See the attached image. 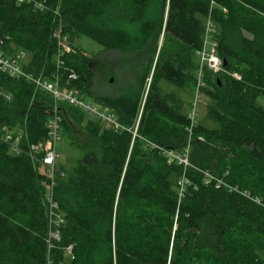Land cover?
Returning a JSON list of instances; mask_svg holds the SVG:
<instances>
[{"label":"trees","instance_id":"16d2710c","mask_svg":"<svg viewBox=\"0 0 264 264\" xmlns=\"http://www.w3.org/2000/svg\"><path fill=\"white\" fill-rule=\"evenodd\" d=\"M208 19L223 70L205 68L202 92L217 127L191 132L184 97L163 83L195 87ZM79 34L129 56L123 92L95 94L86 53L58 67L59 35ZM0 38V52L27 51L26 70L59 75L130 129L60 103L61 136L83 155L57 162L51 221L52 178L31 145L50 137L53 97L0 72V127L23 135L19 153L0 139V264H264V0H0ZM154 144L189 148V164Z\"/></svg>","mask_w":264,"mask_h":264},{"label":"built area","instance_id":"2783aa9c","mask_svg":"<svg viewBox=\"0 0 264 264\" xmlns=\"http://www.w3.org/2000/svg\"><path fill=\"white\" fill-rule=\"evenodd\" d=\"M25 1V0H19ZM34 1V0H27ZM40 4V3H38ZM212 23L208 19L206 23V33L203 48L199 51L200 57V66L196 74V90L195 98L192 102L191 111L189 112V119L191 121L190 131L192 132L193 126L197 123L198 110L197 106L201 103V94L203 93V88L206 86L205 81V68H211L213 71H219L222 69L223 60L220 58L217 52V42L213 40L211 36ZM61 38V36L59 35ZM0 43L2 40L0 38ZM64 50L60 47L57 55L58 67L61 63V57L64 54ZM28 54L25 50H18L12 55H6L4 52H0V72H3L11 77L17 78H26L29 81H32L37 88L42 89L51 94L53 97V111L54 114L48 122L49 127V139L46 144H32L31 149L35 154H40L45 152L42 157L43 164L47 167L48 173L52 178V184L50 191L48 193V199L50 201V216L51 218H62V215L57 211L58 205L54 200L53 186H54V177L57 173V162L60 157L59 150L57 148V141L62 137L60 133V122L61 116L58 113L60 109V103L66 102L70 105L79 107L85 113L92 115L97 120L103 123L106 128L113 129L115 131L127 130L128 128L120 121L118 115L111 111L110 109H103L92 101H88L85 98V95L81 94L74 87H64L60 80L59 75L55 74L52 77H45L44 75H36L33 72H30L25 69V65L29 62L25 60L26 55ZM76 74H71L70 78H75ZM9 97V96H8ZM140 118V116H139ZM139 122V121H138ZM138 126V123H137ZM137 129V127H136ZM130 130V129H128ZM135 130V135L137 134ZM23 138L21 132L14 131L9 129L7 126L0 127V139L4 142H7L11 145V148L14 152L19 153L20 143ZM52 138L54 140H52ZM159 148L170 161L178 160L180 163L185 165L189 164V148L185 153H178L173 149H169L163 146L155 145ZM207 182H210L213 176L210 173H206ZM219 182H221L219 180ZM185 180L181 181V192L183 193L185 189ZM62 221V219H61ZM60 236V231L57 229L51 233V237L57 239ZM69 254L72 253V246L67 248Z\"/></svg>","mask_w":264,"mask_h":264},{"label":"rangeland","instance_id":"374dc122","mask_svg":"<svg viewBox=\"0 0 264 264\" xmlns=\"http://www.w3.org/2000/svg\"><path fill=\"white\" fill-rule=\"evenodd\" d=\"M62 21V20H60ZM62 23V22H60ZM207 23V21H206ZM157 43V39L154 40L153 44ZM161 44V39L159 40V43ZM156 44V46H157ZM59 45L60 47L66 52V53H86L89 55V57L94 58L97 62V66L95 69L96 72V86H95V94L100 95H117L125 90V86L129 84V82L132 80V72L130 68L127 66L129 65V56L121 53L120 51L115 50H108L100 45H98L96 42L92 41L91 39L87 38L86 36L79 34L77 35L75 41L72 43L69 39L66 37H59ZM30 58V55L27 54L25 57V60H28ZM129 69V70H127ZM210 71L214 73H218L219 71H213L211 68H209ZM129 71V72H128ZM237 76V74H235ZM165 92L170 95L176 97V95L183 96L185 99V105L183 107V111L190 112L191 107L190 103L194 101L195 98V90L196 85L189 86L186 89H181L175 85L163 83ZM85 98L88 101H92L98 106H100L103 109H108L105 107L102 102L95 101V99L91 96H86ZM201 103L198 104L197 110H198V116H197V123L206 125L210 128H216L217 125L209 120L207 118V107L206 103L208 102V98L202 93L201 94ZM76 111V110H75ZM95 117L92 115L87 114L86 115V122L87 121H95ZM140 120L138 117L137 123ZM84 124H77L76 128L79 130L81 128H84ZM77 139L80 141L77 137ZM52 140H54L52 138ZM48 141L43 142L46 144ZM57 148L60 153V157L58 158L59 163H64L68 168L71 167L73 163L83 155V150L76 147L75 145H72L70 141L66 137H61L57 141ZM68 179V173H65V180ZM52 184V183H51ZM51 185L48 187V193L50 191ZM52 221L53 218H50ZM61 238V235L57 237L59 240Z\"/></svg>","mask_w":264,"mask_h":264}]
</instances>
